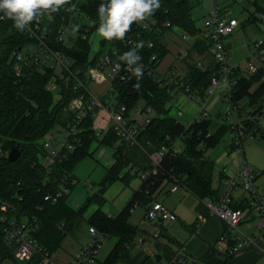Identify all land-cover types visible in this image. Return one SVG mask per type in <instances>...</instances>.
Here are the masks:
<instances>
[{
  "label": "trees",
  "instance_id": "trees-1",
  "mask_svg": "<svg viewBox=\"0 0 264 264\" xmlns=\"http://www.w3.org/2000/svg\"><path fill=\"white\" fill-rule=\"evenodd\" d=\"M201 2L202 0H160V7L148 15L155 20L154 24L141 30L132 23L128 31L141 30V40L153 42L150 47L143 44L137 51L141 57L138 64L145 62L154 67L169 52L164 38L166 31L175 32L176 28L182 34L192 37L193 42L188 46L186 55L179 59L186 68L181 77L196 90L200 100H205L211 76L219 75L220 64L212 55L211 43L205 30L196 25L192 16L193 10ZM99 3L100 0H77L73 7L68 0L70 8L61 6L56 12L41 10L38 31L44 33L43 41L55 49L61 47L55 39L56 30L63 22V17L68 19L73 10L77 15L94 21L92 32L97 23L96 7ZM254 6L258 12L264 14V9L255 3ZM33 21L30 22L32 27ZM166 22L169 24L166 25ZM76 24H79L77 18L74 21V25ZM88 38L78 37L73 45L64 49L66 55L75 60L73 70L87 60ZM32 41L35 39L29 35L28 29L17 30L13 21L0 13V205L6 201L14 206L13 210L2 209L0 206V214L5 213L16 219L33 218L35 225L31 237L50 254L55 253L68 233L84 222L87 227L94 226L104 236L117 237L112 249L100 264H133L129 246L138 231L135 225L128 222L133 206L140 203L146 195L154 199L161 191L169 193L168 187L173 183L172 175L179 178V185H184L198 198H218V190L211 189L213 161L206 151L215 147L225 133L229 132V124L221 123L212 131L211 119L208 116L187 125L176 121L173 116L163 115L169 109L167 103L173 95L168 88L172 86L156 81L152 74L142 70L139 77L132 73L129 80L116 84L119 92L117 99L120 102L131 108L141 101L153 109L154 115L139 135L141 146L124 144L111 129L98 138L93 131L92 120L88 118L81 125V141L77 148L69 152L66 159L52 164L47 169L39 161L43 152L41 142L48 131L60 125L66 126L72 121L73 113L68 108L72 93L54 69L45 65L29 66L17 60L15 52ZM105 44L107 45L104 46ZM111 46H117L122 52L129 50L122 45L121 39H103L92 63L94 64L102 52H110ZM262 48L264 50V37ZM153 53L157 55L156 59L150 60ZM197 61L201 62L202 68L197 65ZM16 66L19 73L16 72ZM172 70L177 69L169 65L167 71ZM78 75L83 77L82 72ZM231 77L235 82L229 91L230 100L235 104L245 101L252 107L242 120V129L248 131L256 125L264 104V64H260L253 73L243 72L237 66L233 69ZM51 78L58 83L55 90L47 87ZM260 130L261 127L257 126L256 131ZM179 135L184 136L181 152L165 155L159 172L141 179L140 187L116 215L109 216L101 209L100 206L105 201L104 192L111 183L120 180L129 184L133 178H140V172L151 167L147 152L165 143L167 136L177 138ZM200 143H203L201 147ZM93 144L113 147L114 158L113 163L105 170L97 189L89 193L77 208L68 204L66 198L69 192L62 194L56 201L44 200L43 196L47 192L59 189L65 174L74 178L73 167L79 160L93 154ZM231 146L234 147L232 144ZM12 148H17L19 155L10 161L7 154ZM73 186L69 183L68 190ZM91 204L98 207L85 217L84 214ZM248 204L245 199L239 202L232 198L230 200L232 208H244ZM1 226L0 221V264L6 259H10L13 264L41 263L40 253L34 254L24 262L15 259L4 240ZM225 237L228 247L235 244L236 239L232 234ZM231 255L232 253L226 252L225 257L219 259L211 249L202 259L207 264H229Z\"/></svg>",
  "mask_w": 264,
  "mask_h": 264
},
{
  "label": "built area",
  "instance_id": "built-area-1",
  "mask_svg": "<svg viewBox=\"0 0 264 264\" xmlns=\"http://www.w3.org/2000/svg\"><path fill=\"white\" fill-rule=\"evenodd\" d=\"M69 2L74 7L77 0H69ZM217 3L216 0H212V4L205 14L202 24L211 43L212 55L220 64L219 75L211 76L207 95L216 88L222 91L220 95L228 102L225 110L226 116L233 118L229 123V132L231 134L230 143L234 147H240L244 139L249 140L253 138L257 132L256 127L260 126V119H258L254 127L248 131H244L242 129V120L246 117L244 116L238 119L235 117V103L230 100L229 91L235 82L231 77V73L237 66L228 62L230 50L225 42V38L235 30L238 25V19L234 16L227 15L226 12L218 7ZM40 18L41 14L38 13L37 18L33 21V27L31 23L26 27L29 30V35L35 41L27 43L23 49L16 51L15 56L17 60L25 65H45L57 70L56 73L59 75V78L64 79L62 72H72L73 64L75 63L73 58L66 55L64 49L73 45L78 37L82 39L88 38L94 26V21L77 15L75 10L71 12L68 19L63 17V22L58 25L55 34V39L61 47L55 49L43 41L45 35L43 32L38 31V21ZM75 18L78 19L80 27L78 30L73 31ZM133 23L135 26H139L141 30H144L149 28L151 24H154L155 20L150 16H146L143 20ZM168 24L166 22V25ZM141 30L126 32L125 37L121 39L122 45L129 49L135 47L138 42H142V45L152 46L153 42L151 40L145 42L141 40ZM181 37L182 39H187L190 36L183 33ZM262 41L263 38H259L249 47L246 67L250 73L255 72L260 64H264ZM188 46L179 50L178 59L186 55ZM122 53L117 46H111L110 52H102L94 64L91 62L89 67L82 72L83 77H80L78 74H73L72 80H70L68 85V89H71L72 93L68 102V108L73 113L72 121L66 126L60 125L52 129L49 133L51 137L45 138L41 142L43 152L39 156V161L47 169L52 164L66 159L68 153L77 148V145L81 141V125L88 118H91L93 131L98 138H101L108 129H111L116 134L118 140L124 144L128 146H141L139 141L140 132L150 122L154 112L151 106L144 103H137L129 108L124 102H120L117 99L119 92L116 84L129 80L133 73L124 61L118 59ZM156 56L153 53L150 60H155ZM117 64H119L118 69L116 67ZM139 65L142 67V70H146L147 73L152 74L156 81L172 86V88H168V91H171L172 95L179 92L199 106L198 112L188 124L208 116L205 101L200 100L196 94V90H193L185 83L181 77V72L178 70H172L171 72L161 70L159 69V64L154 67L145 62H141ZM197 65L202 68L201 62L197 61ZM16 67V72L19 73V68L18 66ZM103 81H106L107 85L101 94H96L88 87L89 83ZM54 82L53 78H51L47 83V87L54 90L56 87ZM177 115L182 116L183 111L178 109ZM175 119L176 121H180L176 117ZM262 119L264 120V116ZM183 138V135H179L177 138L167 136L165 143L161 144L157 149L148 151L147 156L150 160L151 167L149 170L140 172V178L144 180L149 175H156L161 168V161L165 155H175L181 152L183 149ZM202 145L203 143L199 144L200 147ZM56 179L57 177L54 178V181ZM172 180L173 183L168 188L169 192L175 191L179 186L177 183L179 178L177 176L172 175ZM62 181L58 190L47 192L43 196V199L56 201L62 194L69 192V188L67 187L69 183L73 185L76 183L75 178L71 176L69 178L66 174L63 176ZM237 186H241L248 193L249 204L244 208H232L230 206L231 192ZM222 187V191L217 199L205 197L202 200L206 208L222 217L228 226L234 229H237L239 222L247 215L248 211L253 209L258 214V227L264 230V196L258 193L254 185V173L251 167L246 162H243L236 174L228 175L223 179ZM0 206L2 209H14V206L6 201H3ZM144 216L151 222H155L159 218L168 221L176 219L175 213L159 200H153L146 206ZM32 220L28 217L16 219L5 213L0 214L4 240L10 248L11 253L19 262L27 261L34 254L40 253L42 254L40 264H58L53 261L54 253L50 254L31 237V231L35 225L33 218ZM87 230L90 234L89 240L80 244L71 259L64 264H98L97 255L104 235L97 231L94 226H88ZM222 239L224 238L222 237ZM248 241H250V238L237 230L236 242L231 247L227 246L226 252L235 253L244 247ZM172 264L207 263L203 259L188 260L182 256H177L172 261Z\"/></svg>",
  "mask_w": 264,
  "mask_h": 264
},
{
  "label": "crops",
  "instance_id": "crops-1",
  "mask_svg": "<svg viewBox=\"0 0 264 264\" xmlns=\"http://www.w3.org/2000/svg\"><path fill=\"white\" fill-rule=\"evenodd\" d=\"M216 2H219V0H216ZM249 2L251 4V10H249L248 16L244 19L243 25L250 21L256 22L257 20L261 21L262 24L264 25V21H263L264 14L258 12L257 8H255L254 6L255 3L256 5L264 9V0H249ZM248 17H250L251 19L247 20ZM240 23L241 21L238 20V25L236 26L235 30L240 25ZM170 32L172 33L173 31ZM173 35L174 36H170L168 39H166V42L167 41L169 42V43L167 42V47L169 49L167 55H170L168 61L172 60L170 58H172L173 49H176L175 46L177 45L175 44L176 43L178 44L179 41H181L177 35L175 34ZM168 36L169 35H167V37ZM227 38L228 36H226L225 42L227 46L230 48L232 41L231 42L228 41ZM255 40L257 39H254L249 46H251ZM238 46H242V45L239 44ZM236 47H237V43H235L234 41V48ZM231 64L238 66L236 61H233ZM159 69L162 68L159 67ZM216 90H218L221 94L222 91L217 88L213 90L212 93H214V91ZM214 99L215 97H213L210 100V102H208L207 108L213 107L215 105ZM198 109L193 111L192 113L193 116L198 112ZM251 109L252 107H250L248 111H250ZM262 114L264 116V104L261 109V115ZM193 116L187 119V123H183V124H188L190 120L193 118ZM211 124H212V120H211ZM263 124H264V120L260 121L259 127H261L260 130L261 136L264 140ZM243 143L240 147H232L231 143L229 142L226 146L220 149H216L215 147L209 148L208 150L212 149L213 151L212 154H210L212 156H210L207 153L208 150L206 151L207 156L213 161V166L210 176L211 189L218 190V196L220 194L219 189L220 186H222L223 179L228 175L236 174L241 168L243 162H246L253 170L254 185L258 193L264 196V149L260 150L258 154L253 153L251 155H248L247 157L242 147ZM103 146L111 149V154L113 157V147L107 145H103ZM254 147L264 148V146L260 144L259 145L252 144L249 145L247 148H254ZM108 167H106V169ZM74 178L76 179L75 176ZM135 178H137L138 182L136 184V187L132 189L133 191L131 192L128 200L133 195V192L137 190L141 184V178L139 177H135ZM135 178H133L129 182V184H125V187L129 186ZM180 187L188 191L187 193L194 196L195 200H197V203L194 206L193 213H191L190 215H183L182 212L176 210L174 206L166 203L170 207L168 208L175 213L176 219L172 221H168V220L159 221V219L155 222L148 221L144 216L145 208L150 202L157 199V198L152 199L148 195L144 196L141 199L140 203L134 205V206L141 205L143 207V210L141 212L142 215L141 217L143 218L144 221L143 220L136 221L134 219H132L133 221H131L130 218H131V213L134 211V206L131 209L130 215L128 217V222L132 225H135L138 230L136 232L135 238L133 239L131 245L129 246V254L133 264H172V261L177 256H182L183 258L188 260L202 259L205 255H207L211 251V249L214 251L215 255L219 259H223L226 255V247L228 246L227 239L225 236H227L228 234H232L233 237L236 239L237 230L241 231L244 235L248 236L250 238V241H248L246 245L242 247L240 250H238L235 253H232V255L229 258V264H264V230L258 227V219H257L258 214L255 210L250 209L247 215L239 222L237 229H234L228 226V224L222 217L212 213L208 208H206L202 199L198 198L196 195L190 192L184 185L182 184L179 185L175 191L169 193L179 192ZM169 193L167 192V194ZM68 195L66 198L68 204L74 208H77L80 202L83 203L85 197L88 194H86L79 203L74 202V204H72L69 201L70 195L69 196ZM231 198L232 200L237 202L244 199L248 200V193L241 186H237L232 190ZM212 199H217V198H212ZM162 200L163 199L161 198L160 201L162 202ZM126 202L122 204V206L117 210L115 214L106 211L105 212L109 216L116 215L119 212V210L126 204ZM222 237L224 239H222ZM106 238L108 239L106 247L103 248L104 243H102L97 255L98 264H100L105 259V257L112 249L113 245L117 240L116 236L114 237L104 236L103 240H105ZM78 247H76V249H73L71 253L66 252L65 261L60 262L54 259L53 261L58 264L66 263L71 259L75 250H77ZM118 264H125V263L120 262Z\"/></svg>",
  "mask_w": 264,
  "mask_h": 264
},
{
  "label": "rangeland",
  "instance_id": "rangeland-1",
  "mask_svg": "<svg viewBox=\"0 0 264 264\" xmlns=\"http://www.w3.org/2000/svg\"><path fill=\"white\" fill-rule=\"evenodd\" d=\"M210 3L212 4V0H202L201 4L195 7V9L193 10L192 16L197 26H201L203 24V18L209 9L208 7L210 6ZM217 5L224 12H226L227 15L234 16L241 21L237 29L232 34H230V36L228 35L227 38L228 41L230 42L232 41L231 47L229 48L230 58L228 62L231 64L233 61H236V63L243 72L248 71L246 65L249 54V47H250L249 45L254 39H259L264 36V25L259 20H257L256 22L250 21L243 25L244 19L248 16L249 10H251V4L249 0H242V1L219 0ZM173 34L177 35L181 41H179L178 44L177 43L175 44L177 46H175L176 49H173L172 58H170L172 60L168 61L170 55L165 56L159 62V67L162 68L161 70H167L169 65H173L175 69H177L179 72L184 73L186 71V68L184 63L178 59V53H179L178 49L181 50L184 49L185 46L190 45L193 42V38L189 37L187 39H182L181 37L182 33L175 28V32L172 33L170 31L165 32V36H164L165 40L168 39L170 36H174ZM167 35L169 36L167 37ZM234 41L235 43H237L236 48H234ZM239 44L242 46H238ZM106 45L107 44H105L104 46ZM72 72L63 71L62 72L64 74L63 80L65 81L66 77L69 75H71L70 80H72V76H73ZM56 82L57 81L55 80L54 83L56 84V87L54 88V90L57 89L58 86L57 85L58 83ZM106 85H107L106 81L99 83L92 82L88 84V87L96 94H101L104 91ZM104 97L106 98V96ZM213 97H215L214 99L215 105L213 107L207 108L208 102H210V100ZM204 101L209 113L208 116L212 120L211 130H214L221 123L229 124L233 120L232 117L226 116L225 110L228 106V102L222 97V95H220V92L218 90L214 91V93L212 92L208 93ZM137 103H143V102L139 101ZM167 107H169V109L163 115L176 117L182 123H187V119L193 116L192 115L193 111L199 108V106L194 101L188 99L179 92L173 94L172 99L167 103ZM249 108L250 107L247 105L245 101H242V103L240 104H235L234 114L236 119L243 118ZM178 109L182 110L184 115L178 116L177 115ZM262 117L263 114L260 115L258 119H260V121H263ZM49 133L50 131L47 132L45 138L51 137ZM230 141H231V134L230 132H226L225 135L220 140L219 144L215 146V148L216 149L223 148ZM243 142H242L243 143L242 147L247 157L248 155H251L253 153L258 154L260 150L264 149V148H255V147L247 148L249 145L252 144L253 145L260 144L264 146V140L261 136V131H257L252 139L249 140L244 139ZM93 150H94L93 155L84 157L83 159L79 160L76 163V165L73 167L72 172L77 180L74 186L72 187V189L69 191L70 196L68 195L69 201L72 204H74V202L79 203L86 194L92 193L94 190L97 189L98 183L103 177L106 167H108L113 162L111 149H109L108 147H105L103 145L96 146V144H93ZM212 152L213 151L211 149L208 150L207 153L210 155L212 154ZM137 182L138 180L137 178H135L131 182V184L126 187L125 184L122 183L120 180H116L113 183H111L104 192L105 201L100 206L101 209H103L106 212L115 214L117 210L122 206V204H124L128 200L131 192L133 191L132 189L136 187ZM187 192L188 191H186L182 187H180L179 192L176 193L167 194L161 191L159 194L156 195L157 198L156 200L160 201L162 198L163 199L162 203L167 207H169L167 204L172 205L176 208V210L182 212L183 215H190L191 213H193L194 206L197 203V200H195L194 196L190 195ZM81 203L82 202H80V204ZM97 207H98L97 205L91 204L87 208L84 214L85 217H88ZM142 210L143 207L141 205L134 206V211L131 213L130 220L131 221H133L132 219L136 221L143 220V218L141 217ZM87 228L88 227L86 223L83 222L81 223L80 226H78L77 228L73 229L70 233H68L64 237L61 245L55 251L53 259L56 261L63 262L65 261L66 252L71 253L73 249H76V247H78L79 243L81 244L87 242L90 238V234ZM107 242H108L107 238L102 241V243H104L103 248L106 247ZM1 264H13V262L10 259H6L2 261Z\"/></svg>",
  "mask_w": 264,
  "mask_h": 264
},
{
  "label": "clouds",
  "instance_id": "clouds-1",
  "mask_svg": "<svg viewBox=\"0 0 264 264\" xmlns=\"http://www.w3.org/2000/svg\"><path fill=\"white\" fill-rule=\"evenodd\" d=\"M61 6L71 7L68 0H0V13L10 18L17 30H24L41 10L56 12ZM158 7L160 0H100L96 7V34L105 40L123 39L133 22L143 20ZM79 27V24L74 25L73 31ZM140 47L142 42L118 57L137 77L142 72V67L138 64L141 57L137 49ZM116 67L118 69L119 64Z\"/></svg>",
  "mask_w": 264,
  "mask_h": 264
},
{
  "label": "water",
  "instance_id": "water-1",
  "mask_svg": "<svg viewBox=\"0 0 264 264\" xmlns=\"http://www.w3.org/2000/svg\"><path fill=\"white\" fill-rule=\"evenodd\" d=\"M95 29H96V27L90 33L89 38H88V55H87V60L81 66L75 68L73 70V72H72L73 74H79V73L85 71L89 67V65L93 61V58L95 57V55H96V53H97V51H98V49L100 47V41L104 39L102 37H99L96 34ZM70 78H71V75L67 76L66 79H65V81H64L66 87H68V85L70 83ZM18 155H19V150L17 148H12L8 152V154H7V159L10 160V161L15 160ZM222 188L223 187L220 186L219 193H221ZM162 220H163L162 218H159V221H162Z\"/></svg>",
  "mask_w": 264,
  "mask_h": 264
}]
</instances>
